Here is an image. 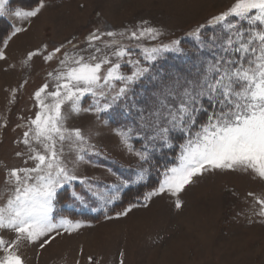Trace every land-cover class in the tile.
<instances>
[{"label":"snow or ice","instance_id":"snow-or-ice-1","mask_svg":"<svg viewBox=\"0 0 264 264\" xmlns=\"http://www.w3.org/2000/svg\"><path fill=\"white\" fill-rule=\"evenodd\" d=\"M10 2L0 0V17L29 20L45 7V0H37L30 10L12 9ZM23 31L12 25L0 43L7 48ZM161 35L159 28L141 20L119 31L96 29L85 37L86 47L69 41L51 51L45 45L27 53L25 65L36 56L45 62L57 59L58 65L48 73L51 83L34 93L37 111L21 141L28 149L25 163L33 161V166L7 171L9 191L0 198V264H26L22 247L38 244L43 249L61 229L72 233L91 226L65 215L64 204L89 207L95 198L99 207L90 210L113 220L148 207L153 197L165 193L176 197L179 209V196L187 186L213 171H239L264 181V0H233L187 33L194 42L189 52L180 39L143 43ZM169 53L187 55L192 63L158 68ZM5 59L0 48V60ZM138 86H144L143 94ZM117 107L125 122L111 130L123 151L135 159L137 171L135 179L112 173L115 182L102 189L80 168L90 162V155H102L103 150L91 142L90 133L67 127V119L91 113L110 126L103 117ZM168 152L173 162L160 165L157 156L167 157ZM153 170L156 186L142 194L143 203L137 196V202L110 215L109 206L122 199L124 190L147 182ZM248 195L253 198L252 216L264 223V198ZM4 233L14 235L5 239Z\"/></svg>","mask_w":264,"mask_h":264},{"label":"rangeland","instance_id":"rangeland-1","mask_svg":"<svg viewBox=\"0 0 264 264\" xmlns=\"http://www.w3.org/2000/svg\"><path fill=\"white\" fill-rule=\"evenodd\" d=\"M232 2L45 0V7L34 18L6 17L9 28L0 25V40L10 34L12 25L26 31L14 36L7 48L0 43L6 56L5 60H0V198L6 197L9 191L5 182L9 168L33 166V161L25 163L28 149L21 141L29 119L37 111L34 93L44 83H51L48 73L58 65L57 59L45 62L42 56L34 57L25 65L28 52L43 50L45 45L51 51L69 41L86 47L85 37L96 29L119 31L133 28L141 20L149 21L151 26L163 32L156 41L143 43L156 45L180 39L181 47L189 52L194 42L187 33L225 10ZM36 6L23 8L13 4L10 7L30 10ZM191 63L187 55L169 53L157 67L177 69ZM143 87L137 88L141 94ZM88 103L86 98L84 106L87 107ZM120 112L117 107L104 115V119L111 121L110 126L100 123L91 113L82 112L67 119V127H79L86 134L90 133L91 142L103 150L102 155H90V162L80 168L83 175L94 178V183L102 189L115 182L112 173L135 179L137 171L135 159L123 151L111 130L125 122L121 115H117ZM17 152L22 155L17 156ZM65 153H68L67 147ZM157 159L160 165L172 161L169 154L167 157L158 155ZM150 178L157 182L155 170L148 180ZM134 186L125 189L122 196ZM154 186L143 190L148 191ZM248 193L264 198V181L239 171L217 170L187 186L179 196L182 201L179 209L175 207L176 197L167 193L153 197L148 207L133 209L127 217L113 220H105L102 211L90 210L99 207V202H93L95 198L90 199L89 207L64 204L65 215L84 220L91 226L72 233L61 229V234L45 248L34 244L22 247L21 251L26 264H120L121 259L124 264H264V223L259 217L252 216L253 198ZM128 198L110 205L109 214L115 216L130 202H137L133 195ZM139 202L143 203L142 196ZM250 216L253 222H249ZM13 235L4 233L5 239Z\"/></svg>","mask_w":264,"mask_h":264},{"label":"trees","instance_id":"trees-1","mask_svg":"<svg viewBox=\"0 0 264 264\" xmlns=\"http://www.w3.org/2000/svg\"><path fill=\"white\" fill-rule=\"evenodd\" d=\"M13 4H14V5H19V6H22V7L29 8V7H32V6L36 5V4H37V0H11V2H10V6H12ZM3 24H5V26L8 25L6 29L9 28V22H8L7 20H5V18L0 17V25H3ZM168 154L172 157V159H171L172 161L167 160V161H165V162L171 163V162H173L174 155H173L172 152H168ZM165 162H164V163H165ZM147 181H148V182H147L148 185H147V184H141V185H136V186H134V187L128 189V190L126 191L127 194L124 193L123 196H122V199H123L124 201H126V198L129 200L128 197H129L130 195H133L135 199H136L137 196H140V197H141L142 194H143L144 191H145V190H143V188H146V187H149V186H154V185H156V184H155L156 181H153L151 178H150L149 180H147ZM144 185H145V187H144ZM128 193H129V194H128ZM122 199H121V201H122ZM121 201H120V202H121ZM120 202H119V203H120Z\"/></svg>","mask_w":264,"mask_h":264},{"label":"crops","instance_id":"crops-1","mask_svg":"<svg viewBox=\"0 0 264 264\" xmlns=\"http://www.w3.org/2000/svg\"><path fill=\"white\" fill-rule=\"evenodd\" d=\"M37 5V4H36ZM36 5H34V6H36ZM23 8H26V7H23ZM30 8V7H29Z\"/></svg>","mask_w":264,"mask_h":264}]
</instances>
